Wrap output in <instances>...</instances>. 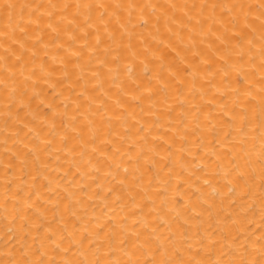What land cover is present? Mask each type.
I'll list each match as a JSON object with an SVG mask.
<instances>
[{
	"label": "bare ground",
	"instance_id": "6f19581e",
	"mask_svg": "<svg viewBox=\"0 0 264 264\" xmlns=\"http://www.w3.org/2000/svg\"><path fill=\"white\" fill-rule=\"evenodd\" d=\"M261 5L0 0V264L261 260Z\"/></svg>",
	"mask_w": 264,
	"mask_h": 264
},
{
	"label": "snow or ice",
	"instance_id": "6c2138e0",
	"mask_svg": "<svg viewBox=\"0 0 264 264\" xmlns=\"http://www.w3.org/2000/svg\"><path fill=\"white\" fill-rule=\"evenodd\" d=\"M261 8H264V5H261ZM264 14V13H262ZM262 140H264V137H262ZM264 155V154H262ZM259 242L261 243V246L262 248H264V237H259L258 238ZM257 241H253V243H256ZM245 251H247V248L245 249ZM24 264H31V262H24ZM39 264H56V261L53 259L51 261L49 260H41L39 261ZM77 264H88V261L85 260V261H80V262H77ZM96 264H99V262H96ZM151 264H155V262H151ZM161 264H176V262L174 261H163L161 262ZM179 264H190V262H186V261H179ZM246 264H264V253H262V258L261 260L259 261H249V262H246Z\"/></svg>",
	"mask_w": 264,
	"mask_h": 264
}]
</instances>
